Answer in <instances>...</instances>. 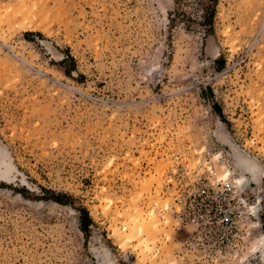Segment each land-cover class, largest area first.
<instances>
[{
	"label": "rangeland",
	"instance_id": "374dc122",
	"mask_svg": "<svg viewBox=\"0 0 264 264\" xmlns=\"http://www.w3.org/2000/svg\"><path fill=\"white\" fill-rule=\"evenodd\" d=\"M0 178V264H264V0H0Z\"/></svg>",
	"mask_w": 264,
	"mask_h": 264
},
{
	"label": "trees",
	"instance_id": "16d2710c",
	"mask_svg": "<svg viewBox=\"0 0 264 264\" xmlns=\"http://www.w3.org/2000/svg\"><path fill=\"white\" fill-rule=\"evenodd\" d=\"M213 15H214V11L212 9H208V14L204 16L205 22L207 24H210L213 20ZM24 194V193H23ZM55 200H57L58 202L61 200L60 197H56ZM91 222V218L88 215H83L81 218V230L83 232H87V228L89 223Z\"/></svg>",
	"mask_w": 264,
	"mask_h": 264
},
{
	"label": "built area",
	"instance_id": "2783aa9c",
	"mask_svg": "<svg viewBox=\"0 0 264 264\" xmlns=\"http://www.w3.org/2000/svg\"><path fill=\"white\" fill-rule=\"evenodd\" d=\"M202 191L205 192V190H202ZM214 193H217V191H214ZM192 208L194 209V207H192ZM199 211L200 210L194 211L193 216L198 215ZM194 219H195V216H194ZM219 221L221 223H226L228 225V224L232 223V218L229 217V214L226 212L225 215L219 219Z\"/></svg>",
	"mask_w": 264,
	"mask_h": 264
},
{
	"label": "bare ground",
	"instance_id": "6f19581e",
	"mask_svg": "<svg viewBox=\"0 0 264 264\" xmlns=\"http://www.w3.org/2000/svg\"><path fill=\"white\" fill-rule=\"evenodd\" d=\"M0 180H4V179H2V178H0ZM153 219V218H152ZM141 224H137V227H139V228H141V227H144L145 225H144V222H140ZM154 223V220L153 221H151V224H153Z\"/></svg>",
	"mask_w": 264,
	"mask_h": 264
}]
</instances>
